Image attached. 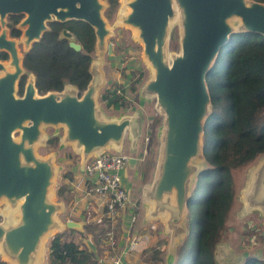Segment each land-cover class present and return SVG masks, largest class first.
Returning <instances> with one entry per match:
<instances>
[{
    "label": "water",
    "instance_id": "obj_1",
    "mask_svg": "<svg viewBox=\"0 0 264 264\" xmlns=\"http://www.w3.org/2000/svg\"><path fill=\"white\" fill-rule=\"evenodd\" d=\"M103 0H0V202L10 207L0 224V254L7 264H43L42 252L47 240L65 229H80L79 224L57 220L63 204L53 201L50 189L59 171L55 158H40L37 146L48 139L44 129H63L62 147L71 146L81 155L83 166L91 156L112 148L119 150L126 133L135 149L141 116L107 119L96 96L103 85L100 63L92 61L91 80L82 93L71 85L60 92L39 95L32 74L18 96L20 79L26 75L23 54L30 51L48 31V23L82 21L94 31V54L111 57L112 44L103 13ZM128 12L120 15L123 26L131 29L140 42L142 62L151 77L139 91L140 100L155 99V108L163 117L159 157L150 184L142 189V201L149 220L164 221L169 235V258L175 245L187 236L185 217L193 180L204 162V127L211 114V99L206 77L230 37L254 33L264 38V4L253 0H123ZM24 18L17 25L24 52L19 55L16 39L7 29L8 16ZM180 30V52L168 54L169 29ZM136 35V36H135ZM61 39L81 51L68 31ZM170 58V60H169ZM11 68V70H10ZM138 165L128 161L131 174ZM246 211L264 214V159L253 172L249 191L243 195ZM17 212L18 220L13 219ZM53 232V233H52ZM56 233V234H57ZM218 253L214 252L215 263Z\"/></svg>",
    "mask_w": 264,
    "mask_h": 264
},
{
    "label": "trees",
    "instance_id": "obj_2",
    "mask_svg": "<svg viewBox=\"0 0 264 264\" xmlns=\"http://www.w3.org/2000/svg\"><path fill=\"white\" fill-rule=\"evenodd\" d=\"M104 1L108 5L105 17L111 18L118 7V0ZM253 1L264 4V0ZM19 20V16L8 18L12 38H19L21 34L15 28ZM64 30L74 37L81 51H74L68 40L60 38ZM95 41L93 29L85 22L49 23L41 40L23 56V67L34 76L39 95L60 92L66 85L84 92L91 80L89 69ZM6 58L5 53H0V60ZM141 77L142 73H139L138 80L129 89L132 94L136 93ZM24 82L25 77L19 83L20 95ZM206 83L211 114L204 127L205 167L199 172L191 190L185 217L187 236L184 244L187 251L178 264H216L214 251L221 240L235 197L233 173L264 155V38L254 33L232 35L230 43L220 50ZM120 90L116 87L101 92L100 99L105 108H127L125 92ZM57 143V138L48 140L50 145ZM64 177L72 180L71 174ZM67 189L62 185L58 196L65 200L62 194ZM96 232H103L102 224H88L83 233L68 230L54 235L48 243V263L98 264L94 254L81 249L72 237L75 233L83 236L97 235ZM159 256L156 251L149 259L157 261ZM0 264L7 263L0 260ZM243 264H264V261L248 258Z\"/></svg>",
    "mask_w": 264,
    "mask_h": 264
},
{
    "label": "rangeland",
    "instance_id": "obj_3",
    "mask_svg": "<svg viewBox=\"0 0 264 264\" xmlns=\"http://www.w3.org/2000/svg\"><path fill=\"white\" fill-rule=\"evenodd\" d=\"M130 1V0H128ZM106 4V3H104ZM125 4L123 0H118V7L115 13L112 15L111 18H105V22L107 28L110 31L109 36L107 37V44H112L113 47V54L111 57L107 55H103L101 58L102 63V70L105 74V83L102 87V92L111 89L120 87L124 92L127 98V108L123 110H113L105 108L104 104L101 102L100 96L101 93L98 92L96 96V100L98 106L101 110L106 113L107 119H115L120 118L122 115L124 116H131L134 112L138 111L141 116V124L139 126L136 139H134L135 149H131L130 141H126L124 143L123 153L128 156H138L142 160L140 165L138 166V170L136 174L131 177L129 180V184L131 185L130 191L128 195H131V201L136 204L138 207L137 210L142 208L140 204L141 198V191L142 189L150 184L153 173L155 171L158 157H159V149L161 145L160 135L163 123V117L155 108V99L152 98L150 100H143L140 101L139 91L143 84L151 77V71L149 70L148 66L143 64L142 60V51L143 47L140 42L136 41L137 39L134 38V32L126 26L121 24L119 19L120 15H123L128 12L127 7H123ZM108 9V5H105V10ZM103 13V16H104ZM9 34V31H8ZM136 36V35H135ZM180 30L179 25H173L169 29V41H168V54H178L180 52ZM16 43L18 45V52L19 55H22L24 52V47L22 43V39H16ZM97 56L94 54L93 59H96ZM170 60V58H169ZM11 70V68H10ZM139 73H142V77L140 79V84H138L136 93L132 94L129 89L134 85L138 80ZM133 81V82H131ZM136 85V84H135ZM122 90H120L122 92ZM100 91V90H99ZM44 133L48 140L54 138L56 135L57 139H59L63 135V129L58 128L57 130L50 128L44 129ZM128 134L126 133L125 137ZM72 147L65 146L59 147V143L55 146L48 144V141L45 146H37L36 148V155L40 158H46L50 155H53L56 159L55 164L56 166L60 165V172L57 173L54 179V185L51 187L50 192L53 195V201L56 203H64L67 212L70 213L72 209L76 207L74 197L79 198L80 195L74 192V188H70L71 184L75 185L78 177L79 172V157L75 154L72 156ZM108 150L111 151L110 148ZM107 151V150H106ZM111 153H117L111 151ZM67 159V161H65ZM264 159V155L260 156L257 160L252 162L251 164L234 171L233 173V181H234V190H235V197L233 201V205L229 214L226 218L224 231L222 233L221 240L219 242V247L224 248L225 252L221 254L224 259L229 257L232 258V261L235 260V257L241 251L246 250V246H249L247 242L251 239V243H259L262 242V237L264 235V220L256 212H246L244 208L243 202V195H245L249 191L251 176L253 172L256 170L258 165ZM66 163L68 165H66ZM73 168L71 169V167ZM198 166L200 167V171L205 167V162H199ZM68 173L73 175V180L68 181L64 175ZM196 177L193 180V184L191 190L193 188L194 182ZM69 189L62 195H65V200L60 198L59 189L62 187L63 183H67ZM87 186V185H86ZM85 186V187H86ZM190 190V191H191ZM82 194V192H81ZM64 198V197H63ZM144 208V207H143ZM141 209L143 212L144 209ZM10 207L6 203V201L0 202V224H2L7 214L10 213ZM57 214V220L60 223H64L65 219L68 216L64 214ZM86 218H90L88 214H85ZM13 219L16 221L18 220V214L15 211L13 213ZM92 219V218H90ZM81 220V219H80ZM257 221H261L260 224ZM91 223V222H90ZM254 229H253V225ZM55 232L48 240L45 245L44 250V262L48 263L47 260V248L48 243L56 235ZM58 234V233H57ZM99 235V232H96ZM96 235V236H97ZM254 235V236H253ZM243 245V249H240V246ZM167 245L168 239H161L157 240V246L160 247L162 250L161 258L163 261L161 264H178L179 261L182 259L184 254L187 251V247L182 240L178 244V248L175 250L174 254V262H168L166 260L167 257ZM156 252L152 250L149 256L151 257L153 253ZM152 254V255H151ZM233 255V256H232ZM240 256L238 255V258ZM0 260L6 261L5 257L0 254ZM150 260V259H149ZM150 264H158L156 260H150Z\"/></svg>",
    "mask_w": 264,
    "mask_h": 264
},
{
    "label": "crops",
    "instance_id": "obj_4",
    "mask_svg": "<svg viewBox=\"0 0 264 264\" xmlns=\"http://www.w3.org/2000/svg\"><path fill=\"white\" fill-rule=\"evenodd\" d=\"M92 61H98L100 63V70L103 73V85L101 86L100 91H99L101 93L102 87L104 86V83H105V74L102 70L101 58L97 57L96 59H93ZM140 101L143 102L142 100ZM54 138H57L56 135H54ZM126 141H130L128 139V136L124 138L121 148L119 150H114L110 148L111 151L123 152L124 143ZM58 143H59V139H58ZM59 147H62L60 143H59ZM74 154L79 157V172H78L76 184L75 185L71 184L70 188L72 189L76 186V189L74 188V192L79 194L80 197L76 198V196H73L76 207L72 209L70 213L67 212V209L64 203L60 202L64 206L61 214L65 213L68 216V218L65 219V222L63 224L61 223V225H65L67 222H73V223L79 224L81 225L80 229H72V230L83 233L84 227L86 225L88 224L89 225L90 224L99 225L101 218H102L101 214H103L104 208L102 207L99 201L100 199H94L84 194L85 185H82L81 180L83 176L82 170L85 164L83 166L81 165V155L80 154H76L73 152L72 156ZM131 158H135L138 161V165L136 166V168L133 170L131 174L128 171V167L125 171L121 172L122 182L124 186L126 187V189L128 190V192L130 191V188H131V185L129 184V180L131 179V177H133L136 174L138 170V166L140 165V157L132 155ZM65 161H67V159ZM66 165L68 164L66 163ZM58 168H59L58 172H60V168H61L60 165L58 166ZM72 168L73 166L71 167V169ZM71 176H72V180L75 179L73 178L72 174ZM67 184H69L68 181L67 183H63V185H66L68 187V190H70ZM129 196L130 198H132L131 195ZM140 204L142 208L144 207L143 208L144 210L142 212L141 211L142 208L138 209L137 213L135 214L136 221L134 224L130 223V218L133 213L130 207H127L124 211H122L119 222L115 225V229H114L115 237H116V244H117L114 250H111L107 246L106 241H103V240L101 241L96 235L85 234L83 236H79L77 233H75L72 235V237H74L75 240L80 244L81 249H86L94 254L97 263H98V259L102 260V263H98V264H110L109 257L118 256L121 253H123V261L125 264H150L151 261L149 260V254L151 253L152 250H155L160 253L159 260H157L156 262L158 264H161V262L163 261V259L161 258L162 250L160 249L161 246L160 247L157 246V240L161 241V239H168L166 260L168 262H171V261L174 262L175 250L178 248V244L182 240L184 241L186 237L176 243L174 251H173V256L172 258H169L168 246H169L170 237L168 234L165 233L164 221H162L161 219L149 220L147 218V207L143 204L142 195L140 198ZM244 208H245V204H244ZM248 212L258 213L261 219L264 220V214H262L259 210H250ZM85 214H88L89 216H91L90 218L92 219L86 218ZM257 222L260 224L261 221H257ZM185 228H186V225H185ZM254 228L255 227L253 225V229ZM66 231H68V229H65L62 233H65ZM134 241H136V244L133 247V249H131L129 246V243H133ZM251 242H252L251 239L247 242L249 246H246L248 247L246 248V250L241 251V253H238L236 256L232 255L233 257H235L234 261H232L231 257L224 259L221 254H223L225 250L224 248H221L219 247V245H217L214 251V252H217L219 255L218 260L216 261V264H243L244 261L247 260L248 258H256L259 261H264V244L262 242H259L258 244L257 243L252 244ZM45 245H44L42 256H41L43 264H46L43 259ZM243 247L244 246L241 245L240 249H243ZM47 254H48V248H47ZM238 255L240 256L239 258H238Z\"/></svg>",
    "mask_w": 264,
    "mask_h": 264
},
{
    "label": "built area",
    "instance_id": "obj_5",
    "mask_svg": "<svg viewBox=\"0 0 264 264\" xmlns=\"http://www.w3.org/2000/svg\"><path fill=\"white\" fill-rule=\"evenodd\" d=\"M131 157L123 152L111 153L110 150H104L97 156L88 158L82 170L81 183L87 185L84 194L94 199H100L99 201L104 208L99 223L102 224L103 232L97 237L101 241H106L111 250H114L117 245L114 229L119 222L122 211L130 207L133 211L130 223L134 224L136 221L135 214L138 207L131 201L121 176V172L127 169ZM135 244L136 241L129 243L130 248L133 249ZM109 260L110 264H125L123 253L109 257ZM98 263H102V260L98 259Z\"/></svg>",
    "mask_w": 264,
    "mask_h": 264
},
{
    "label": "flooded vegetation",
    "instance_id": "obj_6",
    "mask_svg": "<svg viewBox=\"0 0 264 264\" xmlns=\"http://www.w3.org/2000/svg\"><path fill=\"white\" fill-rule=\"evenodd\" d=\"M103 1H104V0H103ZM104 2H105V1H104ZM105 3H106V2H105ZM106 4H107V3H106ZM107 10H108V9H107ZM107 10H106V11H107ZM105 13H106V12H105ZM105 13H104V17H105ZM9 17H10V16L7 17V20H6V21H7V24H6V25H7V29H8V31H9V37H10V30H9V28H8V24H9V22H8V18H9ZM19 17H20V20H19V22L17 23V25H18V24L21 22V20L24 18L23 15H20ZM105 18H106V17H105ZM48 24H49V23H48ZM17 25L15 26L16 29H17ZM17 30H18V29H17ZM19 31H20V30H19ZM65 31H66V30H65ZM20 33H21V31H20ZM20 36H21V34H20ZM20 36H19V38H20ZM10 38H11V39H18V38H12V37H10ZM112 50H113V47H112ZM5 54H6V53H5ZM6 55H7V54H6ZM23 56H24V54H23ZM108 57H109V56H108ZM8 59H9V58H8V55H7L6 60H0V61H2V62H4V63H7V62H8ZM29 75H30V73H28V72L26 71V75L23 76V77H25V82H24V83H26V81H27ZM23 77H22V78H23ZM22 78H21V79H22ZM21 79H20V80H21ZM19 83H20V82H19ZM24 85H25V84H24ZM23 89H24V87H23ZM18 92H19V91H18ZM38 94H39V93H38ZM18 96H22V94L20 95V94L18 93Z\"/></svg>",
    "mask_w": 264,
    "mask_h": 264
},
{
    "label": "bare ground",
    "instance_id": "obj_7",
    "mask_svg": "<svg viewBox=\"0 0 264 264\" xmlns=\"http://www.w3.org/2000/svg\"><path fill=\"white\" fill-rule=\"evenodd\" d=\"M177 16L175 15V18H174V20H172L173 22L171 23V24H173L174 22L177 24ZM53 233V232H52Z\"/></svg>",
    "mask_w": 264,
    "mask_h": 264
}]
</instances>
